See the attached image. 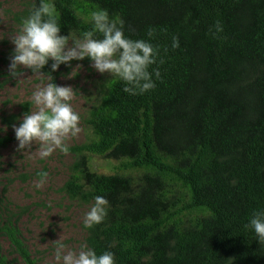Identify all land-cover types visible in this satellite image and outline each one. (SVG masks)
I'll list each match as a JSON object with an SVG mask.
<instances>
[{
  "label": "trees",
  "instance_id": "1",
  "mask_svg": "<svg viewBox=\"0 0 264 264\" xmlns=\"http://www.w3.org/2000/svg\"><path fill=\"white\" fill-rule=\"evenodd\" d=\"M44 2L61 35L81 38L92 29L91 12L107 10L124 21L126 37L159 49L149 69L160 73L153 72L155 88L130 95L110 79L87 113L92 138L69 148L76 159L65 194L109 202L104 221L85 229V244L98 255L112 252L115 264H264V244L245 227L264 211V0ZM40 3L31 0L25 19ZM90 155L119 161L116 172L91 171ZM129 170L141 173H119ZM172 186L184 192V206L168 196ZM189 210L201 215L184 219ZM6 222L0 235L34 264ZM0 264H8L2 256Z\"/></svg>",
  "mask_w": 264,
  "mask_h": 264
},
{
  "label": "rangeland",
  "instance_id": "2",
  "mask_svg": "<svg viewBox=\"0 0 264 264\" xmlns=\"http://www.w3.org/2000/svg\"><path fill=\"white\" fill-rule=\"evenodd\" d=\"M30 2L0 0V140H3L0 146V226L8 221L17 230L18 238L34 264H58L54 259V242L60 239L68 250L78 251L79 246L85 244L83 219L94 203L70 199L63 191L70 166L76 159L73 153L69 151L65 155L56 151L52 156L40 159L35 153L37 146L33 145L32 154L22 155L16 151L18 141L13 127H19L24 115L32 110L31 94L38 87L47 83L70 86L76 92L72 105L80 115L83 131L78 138L70 140L68 146L72 148L84 144L92 138L86 124L87 113L98 104L107 83L113 77L96 72L87 58L72 61L71 66L62 64L55 72L51 71L52 61H49L42 70L45 73L43 78L24 69L21 71L25 75L20 79L9 76L10 58L15 49L10 40L18 33ZM69 36L80 38L74 34ZM48 74L53 80L48 78ZM11 115L16 119L7 126L2 120ZM118 164L119 161L88 156V167L97 174H113ZM41 172L48 174L47 180L42 188L37 189L35 185L39 182ZM119 173L135 177L141 171ZM169 192L168 196H174L172 202L176 208L187 203L180 188L172 186ZM182 214L184 219L191 220L201 215L195 210ZM0 256L8 264H24L3 235H0Z\"/></svg>",
  "mask_w": 264,
  "mask_h": 264
},
{
  "label": "clouds",
  "instance_id": "3",
  "mask_svg": "<svg viewBox=\"0 0 264 264\" xmlns=\"http://www.w3.org/2000/svg\"><path fill=\"white\" fill-rule=\"evenodd\" d=\"M52 17L53 6L41 0L39 7H34L23 20L18 33L10 40L15 49L10 58L9 76L20 79L25 75L21 71L24 69L43 78L45 73L42 70L49 61H52L51 71L55 72L62 64L71 66L72 61L87 58L96 72L107 73L123 81L124 93L138 95L155 88L153 72L157 79L160 73L149 69L156 64L159 49L147 40L126 37L123 20L110 18L107 10L93 11L90 14L92 29L85 31L81 38H73L61 35V28ZM215 29L217 32L223 30L219 21ZM148 36L152 38L154 30L150 29ZM179 46V38L173 37L172 47ZM48 78L53 80L50 74ZM75 96L72 87L55 83H47L32 92V110L24 115L19 127H13L18 141L16 151L22 155L32 154L33 145H36L35 153L40 159H46L56 151L67 155L68 142L78 138L83 131L80 115L72 105ZM47 175L46 172L39 174L37 189L44 186ZM108 207L109 202L104 197L96 196L84 216L83 227L91 229L102 223ZM245 227L253 229L259 243L264 244V211L253 212L250 223ZM54 243V259L58 264H115L114 254L110 251L98 255L86 244H81L79 250L74 251L68 250L60 239Z\"/></svg>",
  "mask_w": 264,
  "mask_h": 264
}]
</instances>
